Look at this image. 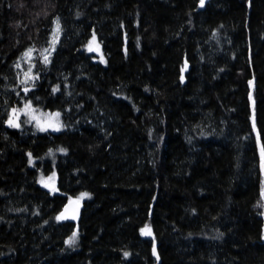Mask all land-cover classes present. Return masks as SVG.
I'll return each mask as SVG.
<instances>
[{
	"label": "trees",
	"instance_id": "trees-1",
	"mask_svg": "<svg viewBox=\"0 0 264 264\" xmlns=\"http://www.w3.org/2000/svg\"><path fill=\"white\" fill-rule=\"evenodd\" d=\"M262 149L264 0H0V264H264Z\"/></svg>",
	"mask_w": 264,
	"mask_h": 264
},
{
	"label": "rangeland",
	"instance_id": "rangeland-1",
	"mask_svg": "<svg viewBox=\"0 0 264 264\" xmlns=\"http://www.w3.org/2000/svg\"><path fill=\"white\" fill-rule=\"evenodd\" d=\"M59 31H57V24L55 26L52 42L53 44L56 43L58 40ZM87 48L90 49L93 56L96 58H101L103 56V50H101V44L97 39H91L88 44ZM30 55H25L26 53H29ZM50 51V48H44L43 55L44 58L47 57V53ZM37 55V51L35 47L29 48L26 52L23 53L22 56L18 58L17 61V69H19L18 73L22 76L21 81H25L24 79H28L29 82L30 79L35 78V75H33V66L32 62L35 61ZM101 62L105 63L106 58L100 60ZM24 117L26 122L30 123L34 129V131L37 132H61L64 130L65 125L62 119V113L58 110L52 111V110H44V109H37L35 108L31 103L27 102L20 108H14L11 110V114L9 119L7 120L8 124L14 125V126H20L21 125V119ZM10 121L12 123H10ZM33 157L31 156V159ZM38 181L40 184L46 185L48 187L54 188V192L58 189V176L56 172H52L50 174H46L42 171L38 173ZM88 195V194H87ZM85 198V195L81 194L78 197H76L77 200L80 202L83 201Z\"/></svg>",
	"mask_w": 264,
	"mask_h": 264
},
{
	"label": "water",
	"instance_id": "water-1",
	"mask_svg": "<svg viewBox=\"0 0 264 264\" xmlns=\"http://www.w3.org/2000/svg\"><path fill=\"white\" fill-rule=\"evenodd\" d=\"M184 79L185 77H183V80ZM262 168L264 174V157L262 159ZM82 207V202H80L79 200H69L60 212L61 219L78 222L81 217Z\"/></svg>",
	"mask_w": 264,
	"mask_h": 264
},
{
	"label": "snow or ice",
	"instance_id": "snow-or-ice-1",
	"mask_svg": "<svg viewBox=\"0 0 264 264\" xmlns=\"http://www.w3.org/2000/svg\"><path fill=\"white\" fill-rule=\"evenodd\" d=\"M203 2H204V0H201V4H203ZM57 31H59V23H57ZM25 55H30V51H29V53H26ZM45 62H47V57H45ZM10 123H12V122L10 121ZM262 152H264V149H262ZM83 195H87V194H83ZM148 234H150V232ZM74 238H75V234L73 236V239ZM69 242L71 243L72 241L70 240ZM125 255H127V254H125Z\"/></svg>",
	"mask_w": 264,
	"mask_h": 264
}]
</instances>
